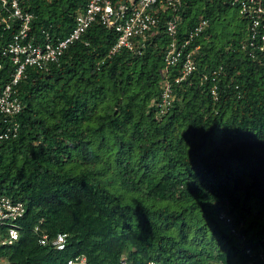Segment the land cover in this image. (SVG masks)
I'll list each match as a JSON object with an SVG mask.
<instances>
[{"label":"trees","instance_id":"trees-1","mask_svg":"<svg viewBox=\"0 0 264 264\" xmlns=\"http://www.w3.org/2000/svg\"><path fill=\"white\" fill-rule=\"evenodd\" d=\"M19 5L32 14L26 40L54 44L86 0ZM157 9L148 8L158 22L132 49L112 51L114 30L92 23L56 62L27 67L14 86L21 110L0 116V132H9L0 140V193L25 212L14 222L18 239L0 244V264L75 256L87 264L264 263L261 40L250 44L251 24L228 0ZM9 12L1 8L0 20ZM8 23H0L2 86L14 65L1 51L19 28ZM173 43L181 54L167 64ZM187 55L195 68L179 79ZM166 84L172 100L162 112ZM58 233L66 234L60 251L51 245Z\"/></svg>","mask_w":264,"mask_h":264},{"label":"built area","instance_id":"built-area-1","mask_svg":"<svg viewBox=\"0 0 264 264\" xmlns=\"http://www.w3.org/2000/svg\"><path fill=\"white\" fill-rule=\"evenodd\" d=\"M185 0H121L113 3V0H86L85 10L77 14L75 18L74 28L70 34L56 43L50 42H34L26 40L29 37L30 21L32 14L22 10L19 0H0L1 8H10L8 18L3 16L0 23L9 21H18V31L13 36V40L7 47L1 51L2 55H9L14 71L10 76L9 82L3 86L0 85V116L7 118L20 112L21 102L15 95L14 86L19 82L25 73L27 67H36L38 69L46 68L49 63L56 62L63 54L68 45L77 40L81 34L90 26V24H99L107 28H111L117 35L116 43L112 51H116L120 47L128 49L133 48L134 39L143 37L152 27L157 24V17L154 16L157 7L170 8L177 10ZM232 7L238 9L239 14L245 15L251 24L250 44L260 39L259 49L264 50V0H228ZM156 5V10L152 14L148 8ZM178 16L173 15L166 22L165 31L174 36L176 32ZM11 19V20H9ZM206 24L205 20H201L193 31L189 32L185 43L192 39V35H196ZM180 51L176 50L173 43L168 51L165 60L167 64H173L180 57ZM1 68V64H0ZM195 68L194 60L187 55L182 65L181 76L184 78L190 74ZM214 94V90H212ZM172 96L170 94L169 85L166 84L160 102L161 111L163 112L170 104ZM15 133H12L14 136ZM8 130L0 132V140L8 138ZM24 205L21 201H14L11 197L0 193V226L7 224V233L0 240V244H12L19 237L18 229L14 222L24 214ZM227 221L229 219L227 218ZM37 229V228H36ZM40 244L45 245L48 242V236L43 234L39 239ZM51 245L56 250H62L66 245V234L58 233L51 239ZM261 256V255H260ZM263 259V257H260ZM67 264H86L83 256H76L67 261ZM121 264H127L122 259ZM147 264H156L148 262ZM248 264H253L248 262ZM264 264V263H263Z\"/></svg>","mask_w":264,"mask_h":264},{"label":"rangeland","instance_id":"rangeland-1","mask_svg":"<svg viewBox=\"0 0 264 264\" xmlns=\"http://www.w3.org/2000/svg\"><path fill=\"white\" fill-rule=\"evenodd\" d=\"M233 10H234V8H231V9H230V12H229L228 16H231V13H232ZM256 231H257V230H253V231H251V232H250V235H249V239L251 238V236L254 237V238H253V243H256L257 240L259 239V238H257L256 235H255ZM232 244H233V243H230L229 245H232Z\"/></svg>","mask_w":264,"mask_h":264},{"label":"clouds","instance_id":"clouds-1","mask_svg":"<svg viewBox=\"0 0 264 264\" xmlns=\"http://www.w3.org/2000/svg\"><path fill=\"white\" fill-rule=\"evenodd\" d=\"M60 251V250H59ZM76 257V256H75ZM78 257H80V256H78ZM84 258H85V260H86V257L85 256H83ZM70 259H72V258H70ZM150 262H153V263H156V264H161L160 262H154V261H150ZM86 264H87V262H86ZM216 264H222L221 262H217Z\"/></svg>","mask_w":264,"mask_h":264}]
</instances>
